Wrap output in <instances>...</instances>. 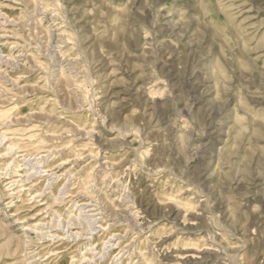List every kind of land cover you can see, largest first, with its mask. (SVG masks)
<instances>
[{
  "label": "rangeland",
  "instance_id": "rangeland-1",
  "mask_svg": "<svg viewBox=\"0 0 264 264\" xmlns=\"http://www.w3.org/2000/svg\"><path fill=\"white\" fill-rule=\"evenodd\" d=\"M0 264H264V0H0Z\"/></svg>",
  "mask_w": 264,
  "mask_h": 264
}]
</instances>
